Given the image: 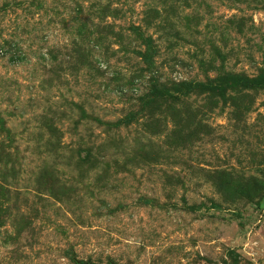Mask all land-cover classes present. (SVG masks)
<instances>
[{
	"label": "rangeland",
	"instance_id": "obj_1",
	"mask_svg": "<svg viewBox=\"0 0 264 264\" xmlns=\"http://www.w3.org/2000/svg\"><path fill=\"white\" fill-rule=\"evenodd\" d=\"M0 264H264V0H0Z\"/></svg>",
	"mask_w": 264,
	"mask_h": 264
}]
</instances>
